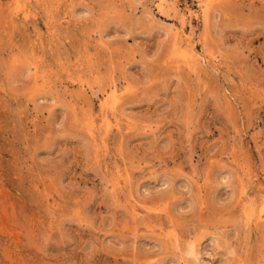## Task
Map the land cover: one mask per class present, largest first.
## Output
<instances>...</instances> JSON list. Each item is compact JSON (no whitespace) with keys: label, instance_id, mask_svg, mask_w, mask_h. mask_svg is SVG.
I'll return each mask as SVG.
<instances>
[{"label":"rangeland","instance_id":"rangeland-1","mask_svg":"<svg viewBox=\"0 0 264 264\" xmlns=\"http://www.w3.org/2000/svg\"><path fill=\"white\" fill-rule=\"evenodd\" d=\"M0 264H264V0H0Z\"/></svg>","mask_w":264,"mask_h":264}]
</instances>
